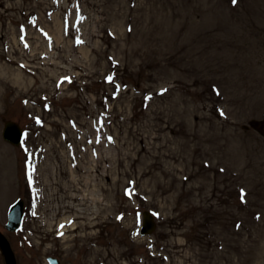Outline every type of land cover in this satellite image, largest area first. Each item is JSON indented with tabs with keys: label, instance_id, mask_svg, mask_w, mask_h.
Instances as JSON below:
<instances>
[{
	"label": "rangeland",
	"instance_id": "obj_1",
	"mask_svg": "<svg viewBox=\"0 0 264 264\" xmlns=\"http://www.w3.org/2000/svg\"><path fill=\"white\" fill-rule=\"evenodd\" d=\"M0 232L17 264H264V0H0Z\"/></svg>",
	"mask_w": 264,
	"mask_h": 264
},
{
	"label": "water",
	"instance_id": "obj_2",
	"mask_svg": "<svg viewBox=\"0 0 264 264\" xmlns=\"http://www.w3.org/2000/svg\"><path fill=\"white\" fill-rule=\"evenodd\" d=\"M2 136L6 142L14 146H18L22 137L21 129L16 123L6 122L4 125ZM23 209H24L23 202L21 200L17 201L13 206H11L8 213V223L5 226V228L8 231L13 232L20 227L23 217ZM154 227L155 224L153 218L148 212H144L141 235L152 233ZM0 251L4 257L5 264H17L14 253L12 251V248L8 240L1 233H0ZM49 262L51 264H55V260L53 259H49Z\"/></svg>",
	"mask_w": 264,
	"mask_h": 264
}]
</instances>
